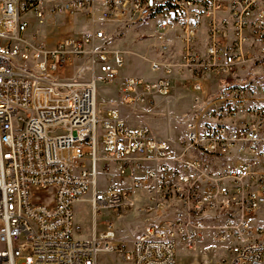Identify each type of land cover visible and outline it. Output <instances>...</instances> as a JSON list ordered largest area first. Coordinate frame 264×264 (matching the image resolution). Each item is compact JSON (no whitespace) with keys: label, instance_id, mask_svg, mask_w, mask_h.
<instances>
[{"label":"built area","instance_id":"2783aa9c","mask_svg":"<svg viewBox=\"0 0 264 264\" xmlns=\"http://www.w3.org/2000/svg\"><path fill=\"white\" fill-rule=\"evenodd\" d=\"M94 1L0 0V264H98L101 254L176 264L177 246L193 250L204 236L223 252L214 264H264V76L226 79L235 64L264 60V0H103L106 21L158 41L151 80L120 75L125 53L107 48L101 29L51 48L25 35L32 15L43 22ZM220 10L230 28L213 19ZM176 41L179 64L168 61ZM77 61L87 81L61 73ZM179 71L194 97L174 144L97 104V83H118L134 111L170 95ZM213 74L222 77L204 98ZM137 192L155 216L129 247L108 219L90 238L74 237L75 202L90 195L94 225L104 211L131 209Z\"/></svg>","mask_w":264,"mask_h":264},{"label":"rangeland","instance_id":"374dc122","mask_svg":"<svg viewBox=\"0 0 264 264\" xmlns=\"http://www.w3.org/2000/svg\"><path fill=\"white\" fill-rule=\"evenodd\" d=\"M103 0H95L90 10L76 11L73 13H56L54 15H47L43 21H47V24L54 27L57 23V18H64L63 23L67 24L71 21L74 22V18L78 15L83 16L90 25L93 23V12L99 10L102 20L105 23H111L112 25L119 26V30L130 31L127 37V47L121 45V40L125 35L122 32H118L117 36L121 37L118 40V45L112 46L113 48L121 49L125 54H128L126 62L120 68V72L123 75H140L146 79H151L157 76V72L149 69V61H161L162 58L159 54L158 41L154 38H148V31L138 32L133 31L131 27H124L123 24H119L113 21H106L102 16ZM33 19L38 20L35 16H30ZM216 23L220 19H225L224 25L230 28V13L225 10L216 11L213 15ZM39 21V20H38ZM227 21V22H226ZM208 22L203 24V28H207ZM105 27L100 24L96 26L94 31ZM93 31V32H94ZM205 31V29H204ZM135 32L137 33L135 36ZM60 33V34H59ZM65 32L59 31V35H64ZM47 36L48 33H45ZM107 35V34H106ZM124 35V36H123ZM40 31L35 30L28 37L35 44L48 48L53 47L60 41L52 44L45 45L39 39ZM76 37V36H69ZM134 38V43L131 41ZM120 41V42H119ZM205 39L198 42V47H203ZM107 46V45H106ZM173 59H168L169 62L180 63L179 56L181 54V43L177 41L173 44ZM107 48H109L107 46ZM249 51H252L247 47ZM254 51L256 47L253 48ZM257 54V50H256ZM126 56V57H127ZM256 61V60H255ZM254 61V62H255ZM251 59H245L242 63H237L233 67L234 72L227 74L226 79L233 80L239 78H249L256 76H264V60L260 59L254 63ZM148 65V66H147ZM178 68V67H177ZM62 74L68 77L75 76L87 81L89 79L90 71L87 67L86 61H77L72 65L67 66L66 69L60 70ZM190 77L188 71L180 72L176 74L174 78V87L170 95L167 96H153L151 97V103H146L138 106L134 111H131L128 106L123 104L118 93V83L105 84L103 82L97 83V104L102 108L101 104L106 103L103 107L114 106L117 108L118 114L121 117L126 114L131 120H133L137 126L147 125L153 136L166 140L172 144L176 143L178 139L183 137L186 132L185 122L182 116L187 113L193 106L194 93L192 87H188L186 84V78ZM219 75H210L205 80V92L202 97L206 98L212 93L216 86V82L220 81ZM99 187L104 188L102 178H99ZM90 195L85 196V201L75 202L73 205L74 211V237L76 239H87L91 234V227L93 224L91 217L90 205L87 202ZM131 197L135 198L134 205L131 209L121 211L119 215H115L110 211H104L97 215V229L100 230L103 227L104 220H112L118 231V237L123 241L126 247H129L134 237L142 230L143 226L147 223L149 217H154L155 214L149 215L141 211V207L144 205L146 199L144 193L137 192L131 194ZM50 195L44 199L45 202H49ZM130 199V197H129ZM223 252L218 250L211 242V238L204 236L201 241L196 243V247L193 250H186L182 245L177 246L176 250V264H214L215 259ZM98 264H129L124 262L118 254H101L98 259Z\"/></svg>","mask_w":264,"mask_h":264},{"label":"crops","instance_id":"0c3cea01","mask_svg":"<svg viewBox=\"0 0 264 264\" xmlns=\"http://www.w3.org/2000/svg\"><path fill=\"white\" fill-rule=\"evenodd\" d=\"M97 1H100V0H97ZM93 14H94V19H93V23L91 25L85 19H83V16L78 15L74 18V22H72V21L70 23L67 22V24L63 23L64 18H61V17L57 18V23L54 25L53 28H51V26L47 24V21L39 22L38 20L33 19L32 17H29L28 27L26 29L25 35L27 37H29L32 32L39 29L40 35H41V36H39V39L41 40V42L45 45H52V44H54L60 40L62 41L64 39L68 38L69 36L81 37L83 35L93 33L95 27L96 26L98 27L100 24H102L105 27H102L101 30L105 31V33L107 34L106 45L109 48L119 49V48L111 47V45L112 46L118 45V40L121 38V37L117 36L118 32H122L125 35V37H123L121 40V45H123L125 47L128 46L127 45V42H128L127 37H128V33L130 31L126 32L123 29L119 30V28H120L119 26L112 25L111 23H105L101 18L99 10L94 11ZM47 15H50V14L47 13L46 16ZM60 30L65 32L64 35H59L60 33L58 34V32ZM98 30H100V29H98ZM133 31L145 32L146 30L145 29H136V30L133 29ZM45 33H48V35L46 36ZM136 34L137 33L135 32L134 36ZM131 43H134V38L131 41ZM119 50H121V49H119ZM127 55L128 54L124 55V63L126 62L125 60H127V58H128ZM120 75L121 76H128V75H123L121 72H120ZM129 75H131V74H129ZM131 76H140V75H131ZM157 76H158V74H157ZM140 77H142V76H140ZM156 77H154V78H156ZM154 78H151V79H154ZM144 79H146V78H144ZM151 79H147V80H151ZM259 97L261 100H264L263 95H260ZM105 104L106 103L101 104L102 108H106V107H103ZM120 118L129 127L137 126L136 123L133 120H131L129 118V116H127L126 114L122 115ZM145 126H147V125H145ZM81 201H85V199H83ZM97 231H99V230L97 229V222H96L94 225L92 224L91 234L93 232H97ZM91 234H90V236H91ZM90 236L88 238H90Z\"/></svg>","mask_w":264,"mask_h":264}]
</instances>
